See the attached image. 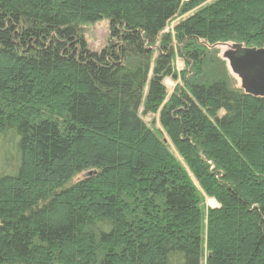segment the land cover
Here are the masks:
<instances>
[{"label":"trees","instance_id":"16d2710c","mask_svg":"<svg viewBox=\"0 0 264 264\" xmlns=\"http://www.w3.org/2000/svg\"><path fill=\"white\" fill-rule=\"evenodd\" d=\"M206 1L0 0V264H264V0Z\"/></svg>","mask_w":264,"mask_h":264},{"label":"rangeland","instance_id":"374dc122","mask_svg":"<svg viewBox=\"0 0 264 264\" xmlns=\"http://www.w3.org/2000/svg\"><path fill=\"white\" fill-rule=\"evenodd\" d=\"M188 1V0H183ZM211 1V0H208ZM206 1V2H208ZM195 10V9H194ZM194 10L187 12L185 14H178L176 15V17H174L170 22H168V24L166 25V27L164 28V30L162 31V33L164 32H170L173 29V26L179 22L181 19L187 17L189 14H191L192 12H194ZM82 28V33L84 36V39L87 43V46L90 50L92 51H99L107 42L108 39V35H109V25H108V20L103 18L99 21L96 22H92V23H83L82 25H80ZM232 46L229 44H225L222 46H218L217 48V53L215 54L216 58L224 61L225 64V68H226V79L227 82L229 84L230 87L232 88H241V82L239 77L232 72L228 61L226 60V58L223 57V53L224 51L228 50L229 48H231ZM155 56V52L153 54ZM174 66H175V70L176 72H178L180 74V72L182 71L183 67H184V63L181 60V58H179L178 56H175L174 59ZM181 78H178L176 80H172L170 78H165L163 83L166 87L167 90V96L178 86L181 85ZM242 89V88H241ZM166 96V98H167ZM141 109V108H140ZM155 116H153V114H147L145 116H142V118L146 121V122H150ZM155 126H157V122L155 121L153 123V127L155 128ZM83 174L79 175L77 179L81 178ZM218 206L217 203L215 202L214 199L211 198H206L204 200V207L205 208H210V207H216ZM204 262V258H202L201 264H203Z\"/></svg>","mask_w":264,"mask_h":264},{"label":"water","instance_id":"95a60500","mask_svg":"<svg viewBox=\"0 0 264 264\" xmlns=\"http://www.w3.org/2000/svg\"><path fill=\"white\" fill-rule=\"evenodd\" d=\"M244 92L264 96V48L232 46L224 53Z\"/></svg>","mask_w":264,"mask_h":264}]
</instances>
